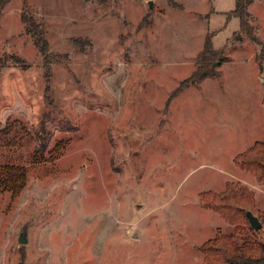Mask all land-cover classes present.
<instances>
[{"label":"rangeland","instance_id":"374dc122","mask_svg":"<svg viewBox=\"0 0 264 264\" xmlns=\"http://www.w3.org/2000/svg\"><path fill=\"white\" fill-rule=\"evenodd\" d=\"M234 8L6 0L0 168L28 180L0 191V264H202L200 246L236 224L200 193L229 184L263 223L255 234L235 216V241L264 240V181L235 160L264 140V0L249 7L256 41ZM207 37L227 56L221 76L187 84Z\"/></svg>","mask_w":264,"mask_h":264},{"label":"trees","instance_id":"16d2710c","mask_svg":"<svg viewBox=\"0 0 264 264\" xmlns=\"http://www.w3.org/2000/svg\"><path fill=\"white\" fill-rule=\"evenodd\" d=\"M5 2L6 0H0V12ZM254 2L255 0H235V8L230 14L239 19V29L256 41L257 29L252 25L249 12V7ZM203 46L198 64L187 84L195 85L205 78L221 76L219 66L227 60V56L222 50L213 46L210 37L206 38ZM235 160L242 169L252 170L260 180L264 181V140L259 139L243 153L237 154ZM27 180V170L21 165L9 164L0 168V191H11L14 195H18ZM249 194L252 193L247 188L236 189L230 184L221 193L211 190L200 193V200L205 207L220 211L230 224H236L235 232L225 234L218 230L214 238L208 239L200 246L204 253L202 264H264V240L247 234L241 243L235 241L240 225V219L235 216L243 215L246 218L245 210L253 205ZM259 230L249 225V232L258 234Z\"/></svg>","mask_w":264,"mask_h":264},{"label":"water","instance_id":"95a60500","mask_svg":"<svg viewBox=\"0 0 264 264\" xmlns=\"http://www.w3.org/2000/svg\"><path fill=\"white\" fill-rule=\"evenodd\" d=\"M246 217H248L251 226L255 230H259L262 228L263 223L260 221L259 217H257L255 214H253V212L251 210H246ZM27 234H28V227L25 226L23 231L20 233L18 240L21 243H27V241H28L27 240Z\"/></svg>","mask_w":264,"mask_h":264},{"label":"crops","instance_id":"0c3cea01","mask_svg":"<svg viewBox=\"0 0 264 264\" xmlns=\"http://www.w3.org/2000/svg\"><path fill=\"white\" fill-rule=\"evenodd\" d=\"M232 11V10H231ZM233 16V15H232Z\"/></svg>","mask_w":264,"mask_h":264}]
</instances>
